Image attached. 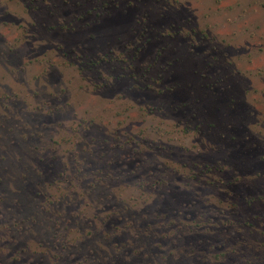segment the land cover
Segmentation results:
<instances>
[{
	"label": "rangeland",
	"instance_id": "1",
	"mask_svg": "<svg viewBox=\"0 0 264 264\" xmlns=\"http://www.w3.org/2000/svg\"><path fill=\"white\" fill-rule=\"evenodd\" d=\"M0 264H264V0H0Z\"/></svg>",
	"mask_w": 264,
	"mask_h": 264
}]
</instances>
